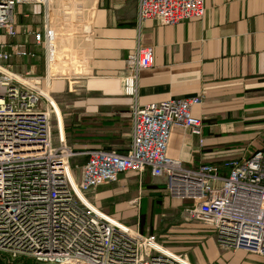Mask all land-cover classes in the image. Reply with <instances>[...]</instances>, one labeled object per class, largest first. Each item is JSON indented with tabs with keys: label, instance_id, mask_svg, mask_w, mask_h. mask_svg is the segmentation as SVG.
<instances>
[{
	"label": "built area",
	"instance_id": "2783aa9c",
	"mask_svg": "<svg viewBox=\"0 0 264 264\" xmlns=\"http://www.w3.org/2000/svg\"><path fill=\"white\" fill-rule=\"evenodd\" d=\"M84 1L0 0V264H182L183 256L91 199L123 174L145 172L163 179L172 198L191 201L184 207L186 220L213 230L221 247L264 255V151L197 170L171 159L174 128L189 130L204 143L202 121L193 114L202 97L140 106L138 79L153 65V48H135L120 76L121 93L130 100L129 150L76 153L68 143L52 92L41 83L54 65L86 67L82 52L59 45L60 30L83 23ZM137 1L140 23L158 26L201 20L206 12L205 0ZM23 5L42 7L37 26L17 22V7ZM38 50L45 77L12 73L11 61L35 60ZM81 156L86 162L75 176L71 161Z\"/></svg>",
	"mask_w": 264,
	"mask_h": 264
},
{
	"label": "crops",
	"instance_id": "0c3cea01",
	"mask_svg": "<svg viewBox=\"0 0 264 264\" xmlns=\"http://www.w3.org/2000/svg\"><path fill=\"white\" fill-rule=\"evenodd\" d=\"M84 6L83 23L64 27L59 37L60 47L83 53L86 67L81 70L82 75L88 72L99 79H118L120 84L128 55L137 47H151L153 65L142 71L138 79L140 106L170 98L202 97L193 114L202 121L204 143L189 130L174 128L168 148L171 159L197 170L202 166H221L229 159L245 160L264 151V0H205L203 19L176 26H158L154 21L140 23L137 0H85ZM41 11V6H27V22L18 19V23L37 26ZM40 54L43 58L39 66L46 76L41 50ZM60 72L61 76H69L65 65L58 64L51 70L52 79ZM125 99L129 108L130 100ZM126 114L96 113L74 120L72 127L75 131L80 127L81 131L88 125L84 131L89 133V145L83 146L124 153L132 140V122L128 130L120 127ZM108 117L117 122L100 130L99 123ZM127 133L129 144L120 140ZM138 176L140 193L143 187L151 190L149 196L139 198L140 218L156 220L167 212L175 217V225L169 231L170 248L183 254L188 263L264 264V255L225 249L213 230L187 221L185 201L169 196L163 179L153 178L149 172ZM121 178L125 177L121 176L119 182L125 183Z\"/></svg>",
	"mask_w": 264,
	"mask_h": 264
},
{
	"label": "rangeland",
	"instance_id": "374dc122",
	"mask_svg": "<svg viewBox=\"0 0 264 264\" xmlns=\"http://www.w3.org/2000/svg\"><path fill=\"white\" fill-rule=\"evenodd\" d=\"M26 11L27 6L23 5L17 7V22L18 19L22 23L27 22L24 18V12ZM42 58L43 57L40 54V50H38V58L35 60L14 59L10 63L12 67V73L27 77L26 73L31 72V75L28 76L30 78H38L42 76L45 77V74H42L41 67L39 66ZM61 74V72L58 73V75H60L59 77L57 75L60 80H51V78L49 77L48 81H42L41 87L44 90L52 92L51 96L53 97V100L56 102L61 111L65 128L68 126L72 127L73 121L78 118L84 119L96 113L114 114L116 112H122L124 114L128 113L123 117V119L120 120V127L126 130L131 127L130 107L128 108V106L124 104L128 102V100L125 99L126 97L121 95L122 93L118 79H99L90 76L88 72L82 76H61ZM128 110L129 112H127ZM87 127L88 125L86 124L82 127L81 131L73 130L72 134L69 133L71 132V129L69 130V132L68 130H65L68 143L76 153L82 152L85 149H101L83 146L85 144L89 145V133H82V131L86 130ZM114 127H118V125H115ZM120 140H123V143L129 144L130 137L128 136V133L127 135H122ZM109 150L111 151L117 149L110 148ZM85 162L86 157L84 156L74 158L71 161L75 176H78L79 169L83 164H85ZM122 176L126 178H121L126 181L125 183L118 182L111 185H105V188H103V190L100 187L94 194L91 195V199L93 203L101 208L105 213L113 214L115 215V218L120 222L133 228H138L140 230V219L143 228L145 226V217L140 218L139 198H145L146 196H149L151 190L150 188H148L149 190H147L143 187L142 192L140 193V176L135 173H125ZM105 190H109L110 193L103 194ZM184 203L188 205L191 204V201L186 200ZM177 215L178 213L175 214V216ZM153 220L155 219L152 218L151 220L152 226ZM175 220L176 218L170 216L169 212H167L165 216L157 217L153 230H149L146 235L141 232L142 229L140 230V232L144 236L155 238L158 243H163L164 246L171 249L170 246L172 244V241H170L171 238L169 231L170 228L175 225ZM152 226L150 227L151 229ZM174 253L183 256V254H179L178 252Z\"/></svg>",
	"mask_w": 264,
	"mask_h": 264
},
{
	"label": "trees",
	"instance_id": "16d2710c",
	"mask_svg": "<svg viewBox=\"0 0 264 264\" xmlns=\"http://www.w3.org/2000/svg\"><path fill=\"white\" fill-rule=\"evenodd\" d=\"M114 121H115V118H106V120H103V122H100L99 123V126H98V128L100 129V130H102V129H104V128H106V127H108V126H111L110 124H112V123H114ZM115 122H117V121H115ZM71 129V130H70ZM77 129L79 130L80 129V127H77ZM66 130H68V132H69V130L71 131V132H69L70 134H72L73 132V127H71V126H68V127H66ZM83 133H86V132H83ZM83 136V135H82ZM78 137V136H77ZM151 175V174H150ZM108 215H110V216H112V217H114L115 218V215H113V214H109V213H107ZM116 219V218H115ZM139 226H140V228L142 229H140L141 230V232L143 233V234H145L146 235V233H148V231L150 230L151 231V226H152V222H151V220H146L145 221V226L142 228V223H141V221L139 222Z\"/></svg>",
	"mask_w": 264,
	"mask_h": 264
},
{
	"label": "bare ground",
	"instance_id": "6f19581e",
	"mask_svg": "<svg viewBox=\"0 0 264 264\" xmlns=\"http://www.w3.org/2000/svg\"><path fill=\"white\" fill-rule=\"evenodd\" d=\"M65 67L68 69V71H69V75H80V76H82V74H81L82 71H81L79 68H68L67 66H65ZM52 69H53V67H52ZM52 69H51V70H52ZM49 77L51 78V80H53V79H52V76H51V71H50V73H49ZM46 94H47V93H46ZM54 105H55V109H56L57 115L59 116L60 120L62 121L61 111H60L59 107L57 106V104L54 103ZM107 217H108L113 223L122 226V224H120V222H118V221L115 220L114 218H112V217H110V216H107ZM156 246H157L158 248H160V249L163 248V247L160 246V245H156ZM178 260H179L182 264H190V263H188V261L183 260V259H181V258H178Z\"/></svg>",
	"mask_w": 264,
	"mask_h": 264
},
{
	"label": "water",
	"instance_id": "95a60500",
	"mask_svg": "<svg viewBox=\"0 0 264 264\" xmlns=\"http://www.w3.org/2000/svg\"><path fill=\"white\" fill-rule=\"evenodd\" d=\"M38 264H42V263H38Z\"/></svg>",
	"mask_w": 264,
	"mask_h": 264
}]
</instances>
